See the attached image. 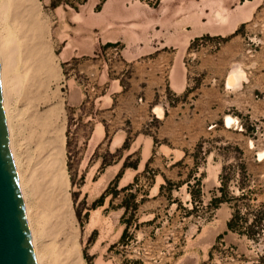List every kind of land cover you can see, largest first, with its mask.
Instances as JSON below:
<instances>
[{
	"label": "rangeland",
	"instance_id": "obj_1",
	"mask_svg": "<svg viewBox=\"0 0 264 264\" xmlns=\"http://www.w3.org/2000/svg\"><path fill=\"white\" fill-rule=\"evenodd\" d=\"M86 1L35 0L46 27L43 40L48 44L52 74L41 76L44 87L39 90L35 86L32 90L27 81L24 90L29 100L23 90L12 105L20 113L14 131L16 156L23 165L30 162L29 169L42 156L36 149V133L32 139L30 131L40 129L28 123L30 115L55 110L46 137L58 132L62 137L71 223L82 263L264 264V220L262 231L256 222L259 210L264 209V0L134 1V7L141 4L164 12L172 6L177 15L187 6L188 17L175 22V29L188 23L178 32L207 33L185 50L171 47L145 55L156 37L154 29L151 34L145 32V49L139 48L140 41H128V67L119 61L121 44H115L109 56L102 52L100 60L91 52L63 60V48L71 54L77 46L81 31L76 27L84 20L80 6ZM134 28L130 37L136 33ZM232 71L243 77L238 85L226 86ZM107 74L122 75L124 92L113 103L105 94L102 105L113 108L100 110L99 98L106 85H99L98 78ZM227 116L233 119L229 128L224 123ZM103 122L108 138L122 131L125 139L120 148L109 147L108 138L98 146L90 141L93 132L97 136L101 132L99 123ZM120 141L117 138L114 145ZM7 146L9 151L8 138ZM115 164H119L120 180L98 206L96 201L113 179L98 192L94 183ZM224 168L223 175L230 180L229 196L240 195L238 186L247 192L235 202L240 209L237 221L244 217L254 237L228 230L234 208L213 202L221 194ZM129 184L134 187L122 190ZM132 194H136L134 199ZM132 202L138 204L136 210ZM122 205L129 208L125 217ZM128 220L129 231L121 240ZM103 227L106 230L101 232Z\"/></svg>",
	"mask_w": 264,
	"mask_h": 264
},
{
	"label": "bare ground",
	"instance_id": "obj_2",
	"mask_svg": "<svg viewBox=\"0 0 264 264\" xmlns=\"http://www.w3.org/2000/svg\"><path fill=\"white\" fill-rule=\"evenodd\" d=\"M135 2L137 3L138 1L135 0ZM10 11L13 16L12 24L8 21V16L11 15L9 14L11 13ZM41 18L35 0H0V105L5 119L9 153L13 162L36 264H83L79 253L80 248L76 241V234L71 223L70 202L68 201L67 192L69 180L62 161V137L59 132L53 138L46 137L48 126L50 125L49 118L55 111L54 109H49L45 113L37 114L36 116L30 115L31 119L28 117V123L33 124L31 126L37 127L36 129L38 127L40 129L38 133H33V130H30L32 132H30L31 135L34 137L32 139H36L35 135L38 138L36 139V141L38 140L36 149L42 154L39 161L29 169L30 162L29 165H23L16 156L14 131H16L15 127L19 123L17 121L20 113L19 111L18 113L14 111L16 108L13 110V102L19 98L24 87H26L27 81L30 82L32 90L33 86L39 90L44 87L41 76L52 74L46 52V45L48 44H45L44 41L46 40H43V32L46 27L43 28L44 24ZM190 35L184 37L183 45H187ZM242 77L243 75L238 71H232L226 79V86L238 85ZM29 92L32 95L31 90ZM26 93L25 91V96L28 98ZM25 96L24 100L26 99ZM28 100L26 101L28 102ZM34 100L32 99V101ZM28 109H22V111H27ZM26 120L24 119V122ZM232 122L233 119L231 117H225V127L229 128ZM18 146L20 145L18 144ZM147 154L148 150H146ZM109 177L110 173L108 170L106 174L94 183V190L98 192L104 187ZM30 197L34 201L31 202ZM95 218L94 220H96ZM93 222L92 227L96 225L95 221ZM100 225L104 224L100 223ZM87 227L89 226L87 225ZM104 228L106 230V227H103L101 232L104 231ZM111 237L113 239V236ZM111 237L109 240H111Z\"/></svg>",
	"mask_w": 264,
	"mask_h": 264
},
{
	"label": "crops",
	"instance_id": "obj_3",
	"mask_svg": "<svg viewBox=\"0 0 264 264\" xmlns=\"http://www.w3.org/2000/svg\"><path fill=\"white\" fill-rule=\"evenodd\" d=\"M134 1L135 0H102L101 3H99L98 0H88L83 3L80 6L81 10L79 14H82L84 20L76 27V29L81 31L80 38L71 54L67 47L63 48L61 52L63 60L68 62L78 56H87L89 52L93 54L95 59L100 60L102 59V52L109 56V54H112L111 48L115 44H121L123 48L119 61L123 66L128 67V41L132 43L140 41L139 48L141 50L145 49V46L148 45L145 43V46H143L142 44L143 42H147L144 40L145 38H143L145 32L151 34L152 29H154V35L156 34V37L152 40L153 42L150 45L151 47L148 48L150 50L143 52L145 55L159 53L171 47L175 48L173 49L174 51L185 50L195 38L207 33L202 32L192 35L187 45L181 47L180 40L183 36L192 33V30L178 32L182 26L189 27L188 23L182 24L178 29H175L174 23L181 21L184 17H188L187 6L184 8L185 11L183 10V13L177 15L175 14V10L171 9L172 6L169 7L170 9L167 12H164L159 9L153 10L151 8H146L141 4L139 7H134ZM88 7H90V9ZM179 16H182L181 19H179ZM133 26H136V28H134L136 33L132 34L134 36L130 37V31L133 29ZM150 36L153 38V35ZM64 42L67 43V40ZM134 51L135 50H133V52ZM175 59L176 61L179 60L177 57ZM98 79L100 81L99 85H106V88L99 98V109H112L113 107L111 105L103 106L102 102L105 99V94L112 103L114 100L118 99L119 95L123 94L124 87L121 82L122 75L119 77H109L107 74L106 77L99 76ZM102 124L99 123L101 132L98 136L93 132L90 137V141L94 142L95 146H98L105 138H108V132L104 127L105 123L103 122ZM96 127L97 126H95V128ZM121 134L122 131H117L111 138H108L109 147H113L114 149L121 147L125 139ZM117 138H120L121 141L118 145H114V141ZM108 170L112 171L108 180H114L119 171V164L110 166L104 174H106Z\"/></svg>",
	"mask_w": 264,
	"mask_h": 264
},
{
	"label": "water",
	"instance_id": "obj_4",
	"mask_svg": "<svg viewBox=\"0 0 264 264\" xmlns=\"http://www.w3.org/2000/svg\"><path fill=\"white\" fill-rule=\"evenodd\" d=\"M1 103V99H0ZM0 264H36L0 105Z\"/></svg>",
	"mask_w": 264,
	"mask_h": 264
},
{
	"label": "trees",
	"instance_id": "obj_5",
	"mask_svg": "<svg viewBox=\"0 0 264 264\" xmlns=\"http://www.w3.org/2000/svg\"><path fill=\"white\" fill-rule=\"evenodd\" d=\"M146 166H148V162L146 163ZM123 167H126V165L124 164ZM225 172V168L223 169L222 173L220 174V187L218 188L219 192L221 193L219 197H216L213 199V202L214 203H228L230 206L232 205V207L234 208L235 210V213L234 215L232 216V218L228 221L227 223V228L228 230L232 231V232H237L238 234L240 235H246L248 237H254L255 235H249V232H248V226H245L246 224V219L243 217L241 218V222H238L237 219H239V212H240V209H239V206L235 205V202L241 198H245V196L247 195V192L244 188H242L241 186H238V189L239 191L241 192L240 195L238 197H234V196H229L226 188L228 186V184L230 183V180H229V177L227 176H224L223 173ZM120 178V173L117 174L116 178L114 179V181H112L108 188L104 191V193L100 196V198L96 201V204L99 206V205H102L105 198L109 195V190H111V187H115L117 185V180ZM138 181V177L136 176L134 178V182L136 183ZM134 187L133 184H129L125 187L122 188V190H128V189H132ZM190 187V186H189ZM164 189V186L161 185L160 186V192ZM189 193L191 194L192 198L195 199V196L189 191ZM136 196V194H132L131 195V198L134 199ZM124 206L125 208V213H124V217L129 213V208H128V205H122ZM131 207L136 210L138 208V204L137 203H134L132 202L131 204ZM258 219H257V230L258 231H262L263 230V220H264V209H261L259 210L258 212ZM242 221L244 222V224L242 223ZM242 223V224H240ZM129 220H128V224L126 225L124 231H123V234H122V237H121V240L124 239V237L126 236L127 234V231H129ZM257 231V235L259 236V232Z\"/></svg>",
	"mask_w": 264,
	"mask_h": 264
},
{
	"label": "built area",
	"instance_id": "obj_6",
	"mask_svg": "<svg viewBox=\"0 0 264 264\" xmlns=\"http://www.w3.org/2000/svg\"><path fill=\"white\" fill-rule=\"evenodd\" d=\"M143 1L149 3V2H153V1L156 2L157 0H143ZM113 47H114V46H113Z\"/></svg>",
	"mask_w": 264,
	"mask_h": 264
}]
</instances>
